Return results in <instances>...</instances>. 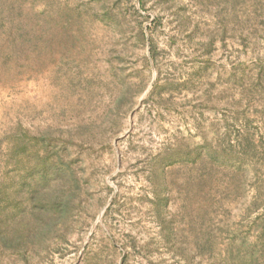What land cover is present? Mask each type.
<instances>
[{
	"label": "rangeland",
	"instance_id": "374dc122",
	"mask_svg": "<svg viewBox=\"0 0 264 264\" xmlns=\"http://www.w3.org/2000/svg\"><path fill=\"white\" fill-rule=\"evenodd\" d=\"M0 264H264V0H0Z\"/></svg>",
	"mask_w": 264,
	"mask_h": 264
}]
</instances>
